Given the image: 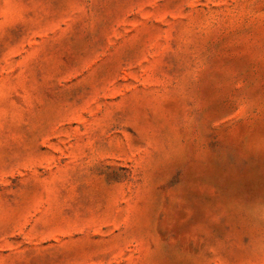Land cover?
<instances>
[{"label": "rangeland", "instance_id": "374dc122", "mask_svg": "<svg viewBox=\"0 0 264 264\" xmlns=\"http://www.w3.org/2000/svg\"><path fill=\"white\" fill-rule=\"evenodd\" d=\"M0 264H264V0H0Z\"/></svg>", "mask_w": 264, "mask_h": 264}]
</instances>
